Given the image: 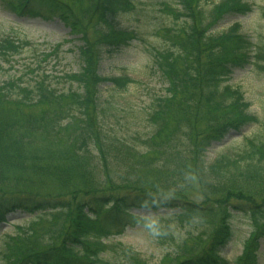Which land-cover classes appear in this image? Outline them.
I'll use <instances>...</instances> for the list:
<instances>
[{
  "label": "trees",
  "instance_id": "16d2710c",
  "mask_svg": "<svg viewBox=\"0 0 264 264\" xmlns=\"http://www.w3.org/2000/svg\"><path fill=\"white\" fill-rule=\"evenodd\" d=\"M74 1L0 0V5L20 16H58L86 38L70 7ZM88 1L99 8L105 30L97 52L80 47L79 70L64 74L70 87L58 89L47 76L32 84L13 76L0 80V225L16 212L31 216L25 232L0 246V264L103 263L105 243L144 221L172 239V252L165 254L169 264H231L222 251L240 218L256 229L245 240V256L232 264H255L264 237V200L232 198L230 187V197L215 202L188 195L194 181L264 184V127L232 156L206 160L208 148L230 131L262 124L239 88L227 83L235 68L255 62L256 45L237 25L224 34L209 31L226 10L246 14L252 5L221 0L207 13L203 5L210 0H175L176 10L164 4L181 25L169 38L173 46L154 54L169 87L136 107L117 98L135 82L132 77L102 75L93 66L135 37L112 21L134 5ZM27 44L2 37L0 55L9 60ZM257 47L264 59V45ZM106 83L111 90L103 96L99 87ZM174 177L182 185L187 181V195L176 192L181 188ZM172 222L189 230L180 238Z\"/></svg>",
  "mask_w": 264,
  "mask_h": 264
},
{
  "label": "rangeland",
  "instance_id": "374dc122",
  "mask_svg": "<svg viewBox=\"0 0 264 264\" xmlns=\"http://www.w3.org/2000/svg\"><path fill=\"white\" fill-rule=\"evenodd\" d=\"M75 1L70 3V7L77 21L84 25L80 29L87 31L86 38H83L81 33L73 32L71 27L58 16L48 19L20 16L0 5V39L8 36L11 39L18 38L28 42L18 51L13 50L14 55L10 56L9 60L0 55V64L3 67L0 71V80L4 81L13 76L20 82L32 84L36 79L47 76L49 84L58 89L70 87L64 74L79 70L82 64L80 47H89V50L97 52L96 46L98 47L102 32L105 30L102 27L103 17L99 8L91 5L88 0ZM131 1L134 7L113 17L112 21L116 28L134 33L135 37L129 40L128 45L120 47L116 52L103 54L98 63L94 60L93 66L102 75L125 74L132 77L135 82L117 98L121 102L125 101L138 107L149 102L152 92L164 93L169 87L156 66L154 54L155 51L167 50L173 46L169 38L177 30L176 28L181 26L165 10L164 4H169L176 10L180 3L175 0ZM220 1L210 0L203 7L208 13L211 5ZM245 1L252 5L253 9L250 12L233 15L234 13L226 10L213 25H209V31L224 34L229 28L237 25L238 31L256 45L253 49L257 48L256 52H258L257 46L264 45V0ZM256 52L252 54L256 56L255 62L251 59L250 63L235 68L227 83L239 88L248 102L249 111L257 115L262 124L259 122L250 124L240 132L230 131L222 140L208 148L206 152L208 161L224 153L232 156L244 146L247 136L263 130L264 59ZM108 85L110 83L101 84L99 87L103 96L109 94L111 90ZM173 179H177L174 183L181 188L176 192L187 195L189 193L187 181L182 185L179 178ZM191 186L193 190L188 195L201 202H215L220 198L230 197L227 187H230L232 198L256 197L258 200H264V184L258 182H229V185L225 186L194 181ZM140 214L155 216L150 211H141ZM30 220L31 216L25 213L16 212L10 215L8 221L0 225V246L5 244L9 236L29 227L27 223ZM248 223L244 218L236 221L235 233L222 251L228 263L232 264L236 257L245 256V240L256 229ZM144 224L128 226L123 234L110 238L105 243L109 245L107 251L101 254L105 261L99 264H169V258H166L165 254L172 252V239L170 236H159L154 232L155 229L146 228L145 221ZM171 228L179 233L180 238L189 230L188 225L179 228L175 222H172ZM42 236H45L44 232H41L40 238ZM40 238L39 241L42 240ZM132 254L136 255L134 259L129 257ZM255 264H264V237L259 240Z\"/></svg>",
  "mask_w": 264,
  "mask_h": 264
}]
</instances>
